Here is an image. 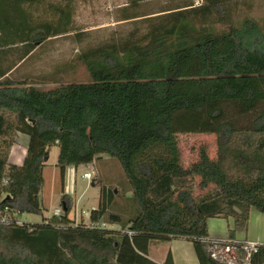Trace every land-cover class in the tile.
Masks as SVG:
<instances>
[{
	"label": "trees",
	"instance_id": "obj_1",
	"mask_svg": "<svg viewBox=\"0 0 264 264\" xmlns=\"http://www.w3.org/2000/svg\"><path fill=\"white\" fill-rule=\"evenodd\" d=\"M40 1L0 0V213L43 216V169L56 145L62 183L68 167L118 159L131 205L127 218L113 211L118 194L96 175L100 203L87 222L69 217L74 201L64 194L60 216L0 223V264H160L148 256L150 243L174 239L193 242L200 264H219L202 240L208 219L232 218L235 238L252 209L264 214L262 26L247 17L218 31L230 0H178L149 13L133 0L119 21H159L82 51L89 82L43 89L12 74L48 40L73 31L64 7H54L55 22L35 17ZM13 48L17 59H7ZM249 115L251 125L238 127ZM18 133L29 136L22 165L9 162ZM179 133L219 134L218 157L201 147L185 167ZM162 264H173L171 253ZM252 264H264V244Z\"/></svg>",
	"mask_w": 264,
	"mask_h": 264
},
{
	"label": "rangeland",
	"instance_id": "obj_2",
	"mask_svg": "<svg viewBox=\"0 0 264 264\" xmlns=\"http://www.w3.org/2000/svg\"><path fill=\"white\" fill-rule=\"evenodd\" d=\"M132 1L41 0L32 7L33 15L38 19L55 22L58 18V13L54 7H64L70 10V27L73 32L48 40L25 63L19 66L12 75L17 78L29 75L35 85L43 89H50L60 84L71 82H89L91 80L90 75L85 65L78 59V55L82 51L104 41L123 38L134 29L137 30L138 35H141L147 31L150 24L159 21L155 18L150 22H145L144 20L119 21L122 9ZM176 1L178 0H139L141 5L139 11L142 13L159 11ZM194 2L195 4H200L202 0H194ZM226 6L229 11V22L216 23L214 26L218 31L227 29L229 24L238 26L247 17L256 20L264 29V0H230L226 2ZM78 32L84 34L80 40L75 36ZM17 49L13 48L7 59H17L19 55V50ZM7 59L5 58V61ZM59 78H62V80L59 81ZM254 118L255 115L240 117L236 119V124L238 127H248ZM178 140L181 160L185 167H188L198 159L201 147L207 149L211 158L216 159L218 157L220 135L217 133H179ZM57 155L58 151L53 147L44 171L43 197L45 204L49 208L44 214L49 217L53 215V209L61 205V198L64 195L61 191L60 170L56 166ZM85 172L94 174L92 179L85 178L83 176ZM96 173L104 185L111 187L114 194H118L112 210L123 213L127 218L129 215L127 209L131 205L130 198L132 194L128 192V180L120 162L113 157L100 158L91 166L82 165L77 168L76 194H73L72 197L75 199L80 198V200L77 203V212L75 207H73L70 215H76V219H79L77 221H80L81 216L87 220L89 217L82 214V211L90 213L93 209L98 208L101 186L92 185ZM193 192L195 196H199L204 192L199 187V179L194 183ZM23 218L30 222L42 221V216L38 214L26 213ZM229 229H233V219L231 218L215 217L208 219V231L211 236L215 233L218 237H226L229 234ZM235 237L239 240L251 239L264 242V214L252 209L247 230L237 231ZM175 240L171 244L161 243L160 248L154 246L152 255L156 258H161L164 248H168L174 243H178L184 253H194L191 241L184 239Z\"/></svg>",
	"mask_w": 264,
	"mask_h": 264
},
{
	"label": "crops",
	"instance_id": "obj_3",
	"mask_svg": "<svg viewBox=\"0 0 264 264\" xmlns=\"http://www.w3.org/2000/svg\"><path fill=\"white\" fill-rule=\"evenodd\" d=\"M53 38H57V37H53ZM36 49H38V48H36ZM28 147H29V136L24 134V133H18L16 138H15V143L12 146V149H11V152H10V155H9V162L11 164L22 165L24 163L25 159H26V156H27V153H28ZM53 147L58 151V155H59V147L57 145L53 146ZM104 157L108 158L109 156H105L104 155L102 158H104ZM92 164H88V165L91 166ZM77 168L78 167H75V166H71V167L67 168L65 181H64V183H62V187H61V191L64 194L70 195L71 197H72L73 194H76L75 184H76V171H77ZM44 171H45V167L43 169V177H44V184H45ZM93 175L94 174H92V176ZM96 175H97V173L95 174V176ZM43 188H44V186H43ZM128 192H131V191H128ZM41 198H42L43 207L45 209L44 212L48 211L49 208L45 204V200H44V197H43V189H42V193H41ZM72 198H73V201H74V206L73 207H75V211H76L77 203L80 200V198H78V199H75L74 197H72ZM99 203H100V199H99ZM59 207H62V206L60 205ZM55 208H58V207H55ZM54 209H53V211H54ZM44 212H43L42 218L43 217L49 218V216H46L44 214ZM23 216L24 215H22V217ZM69 217L70 218H75V219L77 218L76 215L71 216L70 214H69ZM82 219H85V218L81 217L80 220H82ZM77 220H79V219H76V221ZM85 221L87 222L88 219L87 220L85 219ZM31 222H33V221H31ZM107 227L111 228V229H118L119 226L116 225V224H112V225H107ZM209 237L210 238H216L218 236H217V234L214 233V235H212V236L209 234ZM174 241H176V240L175 239L174 240H169V241H167V240H157L155 242H151L150 246H149L148 256L152 260L162 264V263L165 262L168 254L171 253L172 254V258H173V264H200L198 256H197L195 248H194L193 242H191V243H192V246H193V252L194 253H192V252L190 254L189 253H184L181 250L180 245L178 243H174V245H171L168 248L167 247L164 248L163 256L161 258H156L155 256L152 255V248L154 246L157 247V248H160L161 247V243L171 244ZM260 242H262V241H260Z\"/></svg>",
	"mask_w": 264,
	"mask_h": 264
},
{
	"label": "built area",
	"instance_id": "obj_4",
	"mask_svg": "<svg viewBox=\"0 0 264 264\" xmlns=\"http://www.w3.org/2000/svg\"><path fill=\"white\" fill-rule=\"evenodd\" d=\"M85 178L92 179V174L85 172L83 175ZM63 213L62 207L55 208L54 215L60 216ZM82 214L89 217L88 212ZM83 217V216H81ZM26 219L17 212L14 216L0 213V223L4 224H18L22 225ZM129 235H133V232L129 231ZM203 241L207 242L208 252L210 257L219 264H252V257L258 252L261 245L264 242L258 240H239L236 237H216V238H203Z\"/></svg>",
	"mask_w": 264,
	"mask_h": 264
},
{
	"label": "water",
	"instance_id": "obj_5",
	"mask_svg": "<svg viewBox=\"0 0 264 264\" xmlns=\"http://www.w3.org/2000/svg\"><path fill=\"white\" fill-rule=\"evenodd\" d=\"M92 185H94V182L92 183ZM7 197H9V196H7Z\"/></svg>",
	"mask_w": 264,
	"mask_h": 264
}]
</instances>
